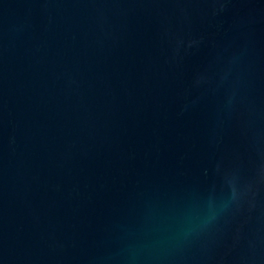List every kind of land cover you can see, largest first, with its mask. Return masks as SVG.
<instances>
[{
    "label": "water",
    "instance_id": "water-1",
    "mask_svg": "<svg viewBox=\"0 0 264 264\" xmlns=\"http://www.w3.org/2000/svg\"><path fill=\"white\" fill-rule=\"evenodd\" d=\"M0 264H264V0H0Z\"/></svg>",
    "mask_w": 264,
    "mask_h": 264
}]
</instances>
